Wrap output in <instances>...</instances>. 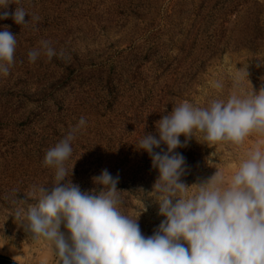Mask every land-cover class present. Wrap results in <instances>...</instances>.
<instances>
[{
	"label": "rangeland",
	"instance_id": "rangeland-1",
	"mask_svg": "<svg viewBox=\"0 0 264 264\" xmlns=\"http://www.w3.org/2000/svg\"><path fill=\"white\" fill-rule=\"evenodd\" d=\"M11 2L0 11L23 7L29 23L0 19V31L8 25L17 40L10 74H0V257L14 264H58L49 244L33 240L15 213L38 202L29 196L31 186L51 187L55 169L44 166L45 154L82 116L87 123L71 143L66 179L82 192H98L93 176L102 169L119 174L120 210L139 217L142 234L151 235L164 219L153 189L159 172L138 149L139 140L145 134L158 138L157 122L182 102L206 107L234 91H260L264 0ZM42 40L57 55L49 60L41 51L29 62V51L41 49ZM258 142L264 146V137L253 134L240 146L210 144L197 133L175 150L186 157L181 181L190 187L217 170L230 178Z\"/></svg>",
	"mask_w": 264,
	"mask_h": 264
},
{
	"label": "clouds",
	"instance_id": "clouds-1",
	"mask_svg": "<svg viewBox=\"0 0 264 264\" xmlns=\"http://www.w3.org/2000/svg\"><path fill=\"white\" fill-rule=\"evenodd\" d=\"M10 3L0 0V9ZM26 15L23 7L0 11V19L11 17L22 26L29 23ZM40 44L41 49L29 51V62L34 63L41 51L49 60L57 55L50 41ZM16 45V36L5 25L0 31V74L5 77L14 65ZM242 75L248 77L246 67ZM214 87L222 89L223 85L216 82ZM86 123L82 116L47 150L43 164L55 169L54 182L51 187L31 186L29 196L38 202L15 213L33 240L49 244L58 264H264L262 142L248 150L230 178L217 170L210 179L190 187L181 181L187 171L186 157L175 151L187 147L197 133L207 143L236 146L253 134L264 137V86L258 93L234 91L227 100L212 99L206 107L182 102L157 122L158 138L145 134L139 140L138 149L148 153L159 172L153 189L158 215L164 217L148 236L142 234L139 217L133 219L120 210L124 191L117 188L119 174L102 169L93 176V183L100 186L98 192H82L78 184L66 179L71 143ZM193 186L196 191L189 194Z\"/></svg>",
	"mask_w": 264,
	"mask_h": 264
},
{
	"label": "trees",
	"instance_id": "trees-1",
	"mask_svg": "<svg viewBox=\"0 0 264 264\" xmlns=\"http://www.w3.org/2000/svg\"><path fill=\"white\" fill-rule=\"evenodd\" d=\"M0 264H14L10 260L0 257Z\"/></svg>",
	"mask_w": 264,
	"mask_h": 264
},
{
	"label": "bare ground",
	"instance_id": "bare-ground-1",
	"mask_svg": "<svg viewBox=\"0 0 264 264\" xmlns=\"http://www.w3.org/2000/svg\"><path fill=\"white\" fill-rule=\"evenodd\" d=\"M41 264H43V263H41ZM45 264V263H44Z\"/></svg>",
	"mask_w": 264,
	"mask_h": 264
}]
</instances>
